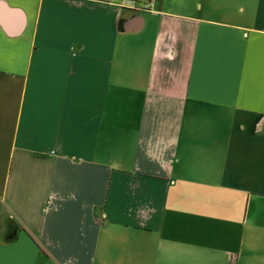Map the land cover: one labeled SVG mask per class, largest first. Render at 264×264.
<instances>
[{
	"label": "crops",
	"instance_id": "crops-1",
	"mask_svg": "<svg viewBox=\"0 0 264 264\" xmlns=\"http://www.w3.org/2000/svg\"><path fill=\"white\" fill-rule=\"evenodd\" d=\"M0 264H264V0H0Z\"/></svg>",
	"mask_w": 264,
	"mask_h": 264
}]
</instances>
